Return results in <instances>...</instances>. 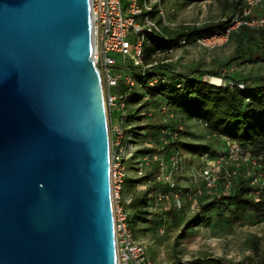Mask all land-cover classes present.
<instances>
[{"label":"water","instance_id":"95a60500","mask_svg":"<svg viewBox=\"0 0 264 264\" xmlns=\"http://www.w3.org/2000/svg\"><path fill=\"white\" fill-rule=\"evenodd\" d=\"M90 0H0V264H117Z\"/></svg>","mask_w":264,"mask_h":264},{"label":"trees","instance_id":"16d2710c","mask_svg":"<svg viewBox=\"0 0 264 264\" xmlns=\"http://www.w3.org/2000/svg\"><path fill=\"white\" fill-rule=\"evenodd\" d=\"M204 1L222 3L221 17L217 21H208L199 26L195 24L178 28L161 26L162 34H153L146 42L145 64L156 62L158 53H166L168 50L178 48L182 37H185L188 43H192L198 35L222 30L225 24L223 19H229L243 6V0H180V4L188 5ZM228 42L233 43V49L231 54L222 60L226 73H222L221 69H203L199 65H194L187 72L171 74L169 71L171 66L166 63L150 67L143 72V75L140 73V77L132 72L138 84L129 93L123 121L126 127L125 134L131 137V142H136L135 139L147 134L159 137L162 125H151L149 120L152 117H148L145 111L149 106L164 102L169 106V111L176 116L168 127L175 129L186 121L201 122L208 135L202 136L205 141H187L184 137L188 133L181 131L179 139L163 150L164 159L171 151L179 152L190 162L204 155L213 156L222 146L223 138L237 141L251 156L264 155V72L243 76L236 72L231 73L229 70L235 62L257 63L264 60V31L240 27L230 33ZM152 76H158V81L148 85ZM208 76L221 78L223 84L209 83L206 80ZM162 78L165 80L162 81ZM239 84H243V88H240ZM140 130L146 132L142 134ZM137 151L133 156L136 157ZM146 152H140L137 157ZM153 166L155 172L152 176L148 172L145 176L134 180L135 183L144 184L147 189L140 196L132 198L129 203L133 209L138 208L134 215L127 212L128 223L132 230L135 226L139 227V224L148 222L151 217L150 208L153 203L150 202L152 197H149V194L160 186L155 182L146 185V181L153 179L157 172V165ZM258 171L259 169H255V172ZM258 173L261 177L264 176V169ZM251 179L252 176H247L241 170L232 180V186L228 191L220 189L198 197L197 210L185 223V229L205 224L215 228L214 224L217 221L239 222L248 220L249 216H253L255 222H263L264 191L257 194ZM159 190L170 195L173 191H178L184 196L187 191L186 188L182 189L178 186L160 187ZM252 248L257 250V244L254 243ZM179 264H220V260L196 258Z\"/></svg>","mask_w":264,"mask_h":264},{"label":"built area","instance_id":"2783aa9c","mask_svg":"<svg viewBox=\"0 0 264 264\" xmlns=\"http://www.w3.org/2000/svg\"><path fill=\"white\" fill-rule=\"evenodd\" d=\"M172 11L173 8L168 7L164 0H90L92 58L102 85L109 131L110 184L117 264H158L150 258L144 243L135 238L128 223L127 211L121 205L120 191L127 171L126 160L134 155V148L131 147L128 151V146H131L132 142L131 137L125 134L126 127L123 121L129 93L138 84L132 72L140 77V73L143 75V72L150 67L160 65L157 60L152 64L144 63V47L153 34H162L161 26H170L166 14ZM223 21L225 24L222 30L198 35L192 43H188L187 39L182 37L178 48L168 50L166 53H158L157 59L161 54L172 53L189 45L204 49L222 45L228 41L230 33L240 27L264 31V0H243L241 9ZM122 71L125 72L124 75ZM169 71L171 74L182 73L175 67H171ZM210 78L212 76L206 77V80L213 85L223 84L221 78H218L221 81L220 84L211 82ZM157 81L158 76H152L148 85H153ZM117 86L119 89L113 92L112 87ZM238 86L243 88V84ZM145 114L148 117L154 115L164 117L165 125H162L159 130L163 149L178 140L181 131H184L180 124L175 129L168 127L174 120V114L169 111V106L164 102L149 106ZM115 119L118 126H113ZM202 126H204L203 123ZM163 154V151L161 153L146 152L136 157V176H145L155 164L157 172L153 179L146 181V185L155 182L161 188H175L178 186L176 180L186 166L185 159L177 151H171L166 159ZM263 158L264 155L251 156L237 141L223 138L220 150L213 156H201L202 166L192 169L194 180L191 185L187 184L185 197L195 206L196 199L204 194L220 189L226 192L231 188L232 180L241 170L247 176H252L251 184L256 187L255 192L259 194L264 191V176L259 178L251 172L249 167L258 169L259 161ZM167 196L159 190L155 194V200L162 201ZM170 196L173 206L176 209L181 208V192L173 191ZM158 231L160 234L164 233L163 228H159Z\"/></svg>","mask_w":264,"mask_h":264},{"label":"rangeland","instance_id":"374dc122","mask_svg":"<svg viewBox=\"0 0 264 264\" xmlns=\"http://www.w3.org/2000/svg\"><path fill=\"white\" fill-rule=\"evenodd\" d=\"M164 1L168 7L173 8L172 12L166 14V19L170 23V26L167 27L170 28L192 24L199 26L208 21H217L222 15L223 5L217 1H204L188 5H181L180 0ZM232 49L233 43L228 41L209 49L189 45L172 53L161 54L157 59V63L169 64L182 72H187L192 66L199 65L203 69H221L222 73H226L222 60L231 54ZM230 69L231 73L236 72L243 76L250 73L261 74L264 72V60L257 63L235 62ZM122 74L124 75L125 72L122 71ZM118 89L119 86L112 87L111 90L115 92ZM175 117L174 115V119ZM163 120L164 117L156 115L152 116L149 123L151 125H165ZM180 125L188 133L184 137L187 141L201 142L206 140L202 136H208L205 127L198 122L186 121ZM113 126H118L116 119ZM140 131L142 134L146 132V130ZM135 140L136 142H132V145L128 146V151L131 147L134 148V153L138 150V154L142 151L161 153L164 150L160 144V136L155 137L152 134H147ZM136 157L133 156L128 163V165H131L130 169L134 172V175H136ZM184 159L186 166L176 180L178 187L182 189L187 188V184L191 185L194 180L192 169L202 166L200 158L193 159L192 162L187 158ZM259 163L258 172H261L264 169V158ZM245 168L248 167L245 166ZM249 169L254 174L258 173L255 172L253 167H249ZM148 172L151 176L154 174L155 168L153 165ZM257 176L260 178L261 174L258 173ZM159 188L160 186L155 192L149 194V197H152L150 202L153 203L150 208V220L143 225L140 224V228L138 226L133 228L135 238L144 243L153 261L158 264H179L196 258H214L219 259L220 264L264 263V221L255 222L253 216H249L248 220L239 222L225 223L224 221H217L214 224L215 228L212 225L205 224L185 229V223L196 212L197 205L192 207L183 193L181 194L182 207L179 208L180 210L173 206V201L168 193L165 199L156 201L155 194L159 191ZM146 189L147 187L144 184H140L136 192L141 195ZM155 212L158 215L154 214ZM159 228H163V234L159 233ZM254 243L257 244V250L252 248Z\"/></svg>","mask_w":264,"mask_h":264},{"label":"crops","instance_id":"0c3cea01","mask_svg":"<svg viewBox=\"0 0 264 264\" xmlns=\"http://www.w3.org/2000/svg\"><path fill=\"white\" fill-rule=\"evenodd\" d=\"M160 144H161V142H160ZM130 160H132V158H130L126 161V170L127 171H126V176H125V179H124L121 191H120V196H121V205L123 206V208H125L127 210L128 214L134 215L137 212L138 208L133 209L129 203H130L132 198L140 196L138 194V192H136V189L139 188L140 183L134 182V180L138 179V178L136 175H134V172L130 169L131 165H128ZM190 204L193 207V202L190 201ZM139 228H140V224H139Z\"/></svg>","mask_w":264,"mask_h":264},{"label":"bare ground","instance_id":"6f19581e","mask_svg":"<svg viewBox=\"0 0 264 264\" xmlns=\"http://www.w3.org/2000/svg\"><path fill=\"white\" fill-rule=\"evenodd\" d=\"M210 81L215 83V84H220L221 83L220 79L214 78V77L210 78Z\"/></svg>","mask_w":264,"mask_h":264}]
</instances>
